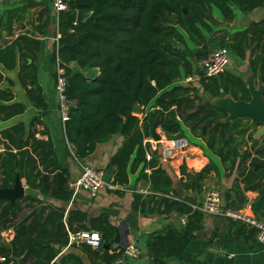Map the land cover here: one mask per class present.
Here are the masks:
<instances>
[{"label": "trees", "instance_id": "obj_1", "mask_svg": "<svg viewBox=\"0 0 264 264\" xmlns=\"http://www.w3.org/2000/svg\"><path fill=\"white\" fill-rule=\"evenodd\" d=\"M66 1L67 9L58 15L59 37L53 49L63 69L65 95L74 102L63 124L70 147L66 154L83 162L97 144L115 134L123 136L104 168L112 173L110 184L125 186L129 175L136 173L133 210L176 213L184 218L180 229L168 225L150 234L147 254L151 264H194L184 257V249L202 229L204 214L178 196L172 177L159 163L158 149L152 150L145 142L153 137L154 125L168 140L184 137L185 126L201 139L207 152L218 157L223 169L234 175L224 193L225 208L245 207L248 198L243 187L255 183L251 190L262 196L255 214L264 220V135L256 136L253 130L259 123L251 125L244 117L229 119L224 107L202 100L195 86L176 84L180 78L196 74L200 88L209 96L249 102L251 90L242 76L225 70L210 77L194 64L192 58L202 62L194 49L210 53L220 46L247 61L248 72L263 83L264 100V17L234 31L217 27L222 21L232 22L237 12L248 14L263 7L264 0ZM79 11L90 14L77 22ZM43 45L24 34L0 44V64L8 70L18 67L26 97V102L15 100L9 87L0 86V121L23 114L28 104L35 110L28 123L18 121L0 130V188L12 187L16 176L26 185V193L14 203L0 198V235L13 232L8 242H0V264H84L77 252L63 251L66 246L85 254L90 264H113L123 247L110 214L102 211L90 217L68 207L72 198L69 170L60 163L54 141L42 123L47 105L35 60ZM53 77L56 82V71ZM5 81L11 86L12 81L0 71V84ZM135 103L140 116L132 111ZM39 125L43 129H38ZM44 135L46 139L39 137ZM147 151L150 159H146ZM216 170L212 160L198 171L182 164V190L200 194ZM138 182L148 187L146 194L139 191ZM85 229L100 233V247L68 245L69 233ZM256 234L257 229L248 222L228 218L225 232L213 230L202 243L215 240L223 249L241 243L253 252L264 249ZM106 243L108 248L103 246Z\"/></svg>", "mask_w": 264, "mask_h": 264}, {"label": "crops", "instance_id": "obj_2", "mask_svg": "<svg viewBox=\"0 0 264 264\" xmlns=\"http://www.w3.org/2000/svg\"><path fill=\"white\" fill-rule=\"evenodd\" d=\"M19 16H21V18ZM263 17L264 6L248 14L237 13L235 19L227 25L230 30L231 28L238 30L244 28L250 21L259 20ZM21 34L44 43L42 49L36 53L35 60L38 80L42 85L47 105V114L42 117V123L48 128L51 138L54 141L60 163L69 170V181H74L79 176L81 164H87L102 171V173L108 172L105 171L104 168L111 155L117 150L123 140V136L120 134H115L105 143L97 144L94 152L86 157L83 162H78L73 157L72 153L66 154V149H70V147L64 138L63 124L60 120L58 110V95L53 77L57 60V58H55V51H53L56 42L57 20L56 14L51 7V0H0V44L10 42ZM29 62L31 61L29 60ZM227 70L242 76L252 91L253 96L257 93H261L263 83L248 72L247 61L241 60L231 54ZM0 71L12 81L11 86L6 81L2 82L0 86L9 87L14 94L15 100L26 102L24 89L18 79V67L8 70L0 64ZM192 76L194 77L195 75ZM192 76L184 78H191ZM193 86L196 87L202 100L212 101L214 104L233 103L231 99H227L228 96H224L223 99H220L222 96L217 98L209 96L200 88L197 76L196 83H193ZM34 112L35 110L28 104L23 114L15 116L5 122L1 121L0 130L18 121L28 123ZM136 115L140 116V113ZM38 129H43V125H39ZM157 129L160 130V128H156V132ZM158 134L162 139H166L163 133ZM39 137L43 139L47 138L45 135ZM191 146L189 150L179 152L172 158L166 160H163L158 153L160 165L165 168L172 177L173 188L180 198L184 196H194L196 198V205H198L201 204L204 196L208 192L216 190L219 192L224 205V193L231 187L234 175H229L221 166L218 157L211 155L203 148V143L200 138L196 137V144H191ZM209 160H212L216 164L217 170L216 172L213 171L204 182L202 192L195 195L183 191L179 182L181 176L180 166L183 164L188 170L198 171L208 163ZM238 173L239 172H237L236 175H238ZM135 178L136 173H132L129 175V183L127 185L119 187L114 186V188L111 189L105 184L95 194L78 189L74 195L72 194V198L68 203V207H74L85 211L90 217L97 216L102 211H107L110 214V221L116 225L120 231V246L124 247L132 243L139 247L141 253L138 257L126 258L120 263L114 262L113 264H151L150 257L147 254V241L150 234L168 225H172L178 229L183 225L181 222L182 216L176 213L160 215L156 213L146 214L133 210L131 207V193ZM21 183L26 189L24 180H21ZM137 188L140 191L141 188L148 187L142 186L140 182H138ZM116 189H119L120 192H114ZM245 192L248 203L245 207L241 208V210L249 215L258 217L255 214L256 211L253 210L250 204L253 203L254 206V201L258 198V192L251 189ZM25 193L26 191H24V194ZM53 203L57 204V201H53ZM203 213V227L195 233V240L191 241L185 247V258L193 261L194 264H264V249L252 252L249 251L244 244L230 243L224 248L231 253V255L228 256L212 250L218 248L223 249L220 243L215 240L212 244H203L202 241L207 240L213 230L223 233L228 227V218L212 213ZM3 233L8 235V238H6V242H8L13 232L7 230ZM63 251H75L82 257L84 264H90L87 256L75 248L66 246Z\"/></svg>", "mask_w": 264, "mask_h": 264}, {"label": "built area", "instance_id": "obj_3", "mask_svg": "<svg viewBox=\"0 0 264 264\" xmlns=\"http://www.w3.org/2000/svg\"><path fill=\"white\" fill-rule=\"evenodd\" d=\"M51 7L56 14V20H58V15L61 11L67 9L66 0H51ZM59 34L55 36L57 40ZM231 54L229 50L225 47L217 46L209 54L207 59L202 60V70L206 76H217L220 73L227 70L230 63ZM56 82L55 89L58 95L59 101V115L62 124L69 118L70 107L74 104L72 100H69L65 95V77L63 74V69L59 67L58 59L56 60ZM149 144V147L152 150L158 149V153L161 155L163 160L170 159L179 152H185L189 150L192 146L187 141L185 137L177 139H162L160 136L159 140L149 137L145 140ZM146 159H150L151 152H146ZM102 171L95 169L87 164H81L79 176L74 181H69V188L72 190L74 195L78 189L89 191L91 194H95L99 189L105 185L102 181ZM109 188L113 189L114 185L106 184ZM141 193L146 194L148 188H141ZM201 211L206 213H212L219 216H224L230 219H241L248 222L250 225L254 226L257 229L256 239L264 247V220L260 217H255L249 215L243 210H230L224 207L221 196L218 191L212 190L208 192L201 204L196 205ZM184 223V218L181 220ZM80 244L85 243L90 245L93 248H98L101 246L102 238L98 231L85 229L80 230L75 233H69V243L70 244ZM214 252H219V254L230 256L231 253L225 249H212ZM140 249L132 243L125 245L122 248V252L119 257L116 259L117 263L122 262L128 257L136 258L140 255Z\"/></svg>", "mask_w": 264, "mask_h": 264}, {"label": "water", "instance_id": "obj_4", "mask_svg": "<svg viewBox=\"0 0 264 264\" xmlns=\"http://www.w3.org/2000/svg\"><path fill=\"white\" fill-rule=\"evenodd\" d=\"M90 12H77L76 15V21L81 22L86 19L87 16H89ZM194 54L200 55L204 60L208 58V51L201 49V48H196L194 49ZM252 94V99L249 102H242V101H234L230 97H227V99H231L233 103H227L228 104H218L222 107H224L228 111V117L229 119H234V118H239V117H244L250 119L251 124L254 123H259L263 125L264 128V100L261 97V93L255 94L253 96ZM133 113L139 114L140 113V107L138 103H135L132 109ZM232 117H231V114ZM260 132H264V129L261 130ZM262 134V133H260ZM152 135L153 138L156 140L160 139V135L156 132V125L153 126L152 129ZM264 135V134H263ZM240 172L238 173V175ZM112 180V173L111 172H104L102 175V181L104 184H109ZM254 184L248 185L244 187V190H250L253 188ZM25 187L22 185L21 180L16 176L15 178V183L12 187L10 188H0V198H4L9 200L11 203H14L17 198H20L24 195ZM184 200H186L190 205L196 206V198L194 196H184ZM262 201V196H259L255 201H254V206L253 210L258 211L260 209V204ZM198 204L197 206H199ZM104 248H108L110 245L109 243H106L103 245Z\"/></svg>", "mask_w": 264, "mask_h": 264}, {"label": "rangeland", "instance_id": "obj_5", "mask_svg": "<svg viewBox=\"0 0 264 264\" xmlns=\"http://www.w3.org/2000/svg\"><path fill=\"white\" fill-rule=\"evenodd\" d=\"M239 13V12H237ZM215 15L218 17V20H222V18L220 17V15L218 14V12L215 10ZM228 23L222 21L221 24H219V26H217L218 28H224V29H227L229 31H234L235 29L234 28H231V30L228 28ZM215 47V46H214ZM212 47V48H214ZM193 62L195 65H197L198 68L202 69V62L200 61H196L195 58H192ZM203 60V58H202ZM187 79V80H186ZM193 83H196V74L195 76L191 77V78H180L179 80L176 81V84H184V85H188L190 84L191 86H193ZM197 85V84H196ZM252 86V85H251ZM224 96H222L220 99H223ZM231 114V113H230ZM231 117H232V114H231ZM1 122V121H0ZM253 125V124H251ZM263 125L262 124H258L253 130H255V135L258 136V135H263L264 132H260L261 130H263ZM157 132L158 133H162L159 129H157ZM183 133H184V137L187 139V141L190 143V144H196V137L190 135V132L189 130L183 126ZM262 133V134H260ZM26 191V189H25ZM6 238H8V235L4 234L3 232L1 233L0 235V242H4L6 241ZM137 246V245H135ZM138 247V246H137ZM139 248V247H138ZM129 259L132 258V257H128Z\"/></svg>", "mask_w": 264, "mask_h": 264}]
</instances>
